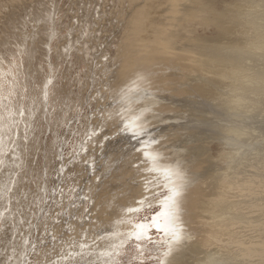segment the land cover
<instances>
[{"label": "bare ground", "instance_id": "1", "mask_svg": "<svg viewBox=\"0 0 264 264\" xmlns=\"http://www.w3.org/2000/svg\"><path fill=\"white\" fill-rule=\"evenodd\" d=\"M123 1L130 2L132 5L134 0ZM188 1L167 0L168 8H161V10L166 9L169 16L166 17L165 24L161 21L162 25L157 33L154 31L156 34L154 33L153 41L139 37L140 27L143 25L141 26L139 21L136 22L135 28L128 30L129 35L123 34L125 39L121 41V50L117 51L111 62L114 64V61H117L121 64L120 71L116 70L112 73L116 75L117 80L113 81V84L119 83L121 87L114 92L116 102L113 103L109 112L122 113L128 117L129 121H134L144 108H151L153 111H159V114L164 117H171L163 123L156 121L159 128L166 129L161 133L167 138L164 140L167 146L164 152L166 160L163 163L159 159L149 160L148 167L154 170L142 171L144 177L148 178L147 182L137 183L135 187L130 186L126 180L136 177L137 170L134 167L133 171L130 167L133 151L127 144L126 138L121 136V140L129 147L123 150L124 148L119 146L123 151L121 153L123 163L114 169L108 181L100 185L104 186L114 181L115 185L122 184V192L126 195L133 194L130 200L128 198L125 200L124 205H129L147 193V184L151 185L153 192L158 190V185L165 186L164 189H159L160 191H166L167 188L172 187L178 181L169 170L175 171L179 168L184 177V186L179 201L178 218L172 216L173 209L165 207L164 199L155 200L152 203L158 205V211L145 223L133 221L139 208L135 210L124 208L123 211L119 208L111 222L112 230L100 241L101 247L99 249L96 246L93 247L101 264L107 258L99 255L101 251L105 249L113 252L120 251L122 255V241L128 240L130 232L140 231L146 234L149 230L154 231L157 224L161 228L177 225L183 228L184 257L188 264H209L210 261L214 264H227L226 260H232L231 264H264V190L260 193L262 196L259 192H254L255 187L264 188V166L260 168L261 171H258V168L252 165L251 159L243 165L244 162L238 160L236 152L220 155L218 148L203 141L207 139L203 138L206 137L204 133L207 132L208 139L217 142L221 140L230 142L228 139L231 136L235 140L243 136L251 138L254 133L252 126L247 124L253 119L252 117L240 116L238 121V118H229L228 114L237 117L244 109L255 111L258 108V102L252 96L255 93L261 95L263 89L260 84H264V78L257 79L259 82L249 81L246 80L245 75L251 70L247 61L249 56L264 53V34L259 32V28H264V22L259 23L260 15L257 13H253L252 21L248 20L251 9L258 6L253 5V1L247 3L249 6L246 10L249 11L242 14L239 12L237 0L235 2L197 0L205 8L202 11L196 0H193L192 3L195 2L193 5L197 4L198 7L196 10L199 22L197 23L198 33H195L194 29L184 33L176 28L177 20H181L177 18V14L188 15L189 9L185 10L181 4H186ZM144 5L146 7H143L145 10L143 16H149L150 13L152 15L160 6L156 8L152 1ZM160 17L163 16L160 15ZM156 21L153 22L156 23ZM173 24L174 27H172ZM179 26L181 28L182 25ZM142 28L141 30H144V27ZM132 35L138 39L139 43L133 47L138 48V52L128 50L132 43L130 39L133 38ZM181 38L182 42H179ZM120 57H122L121 60H119ZM259 61H264V56L254 59L256 63ZM111 72L109 71V75ZM140 74L145 77L144 80L139 79ZM11 78L8 67L5 68L0 63V86L8 87L4 93L8 89L15 93ZM182 98L189 99L190 103L186 104L189 107L182 108ZM7 101L5 99L2 102L7 104ZM198 103L206 105L208 111L209 108L212 109L215 116H211V110L205 112L197 109ZM198 116H201L199 120L204 116L206 122H197ZM187 121L200 123V130L191 128L195 123L190 126L184 124ZM230 123L233 125L238 123L240 126L230 127ZM181 131H188V134L183 136ZM172 132H174L173 135H171ZM5 145L4 142L0 147ZM106 146L110 147L111 144ZM99 151L102 149L99 148ZM259 151H264V147L259 148ZM141 167L143 168V164ZM109 168L110 166L107 165L104 171ZM149 199L154 198L149 197ZM109 203L117 204L114 201H106L104 217L110 206ZM149 205L151 204L145 202L142 209ZM5 209L9 213H4V216L11 215L15 204L8 203L6 198V206L1 205L0 211ZM1 222L0 226L4 224ZM144 242H147L146 237ZM130 243L135 245L136 242L133 240ZM132 249L135 250V247ZM118 259L120 257L113 256L109 259V264H116ZM6 260L7 258L4 261Z\"/></svg>", "mask_w": 264, "mask_h": 264}, {"label": "snow or ice", "instance_id": "2", "mask_svg": "<svg viewBox=\"0 0 264 264\" xmlns=\"http://www.w3.org/2000/svg\"><path fill=\"white\" fill-rule=\"evenodd\" d=\"M52 26L46 29V39L39 40L41 28L35 27L33 33L26 35L22 44H17V52L0 53V63L7 65L9 73L12 77V83L15 87H22L23 92H8L7 96L0 95V108H3L9 118L18 117L14 121L16 127L23 124V136L18 132H13L11 123H0V146L4 144V136H8V144L11 145L10 151L7 148L0 147V157L7 158L10 163L6 164L5 159H0V198L7 197L8 203L15 201L19 206L20 214L27 211L25 203L31 195L33 202L38 206L40 204L49 205L50 210L43 213L45 216L52 217L53 224L61 223V217L72 213L65 208L64 201L66 199V187L69 197L72 200L70 207H77L76 201H90L92 207L100 199V185L104 182L105 174L102 171L95 154L97 146L101 149L105 147L110 139L125 137L127 144L131 146L133 151L132 165L137 172L153 171L148 167V161H156L157 159L163 163L166 160L164 152L166 145L163 133L166 129L159 128L156 121L163 123L170 120L171 117H164L159 111H153L151 108H144L134 121H129L128 117L119 112H108L105 108L97 107L103 103L107 97L104 95L108 91V87L101 83L100 88L96 87V81H92L88 95L82 99L74 101L75 112L73 114V103L64 97L58 96L55 91L56 80L59 79V71L53 63V42L58 39L55 29V17L48 18ZM38 25H45L46 21L40 19L36 22ZM66 42L63 44L64 57L62 59H72V53L76 50L77 45H82L81 40H73L72 30L69 29L65 35ZM29 41L33 44L29 47ZM37 43L42 44L46 48V54L40 62V72L44 73L41 80L39 74L34 71V64L39 54L36 47ZM17 56L19 59H17ZM107 59V57H105ZM90 58V63H91ZM97 68L100 65L97 63ZM264 70V69H262ZM96 79H103L99 73H96ZM140 80L145 77L140 74ZM5 91L4 86H0V94ZM92 92L96 94L93 96ZM7 99L8 103L2 101ZM12 105L14 107H9ZM4 117H0V122ZM109 121H111V134L109 133ZM75 126V127H73ZM81 127L84 131L81 132ZM254 135L259 136L262 144H264V109L261 110L258 118L253 117ZM39 133V135H37ZM43 138L50 139V146L41 148L39 141ZM43 152L45 163L43 164V175L37 171L40 153ZM35 153V155H33ZM143 158V159H142ZM58 162V163H57ZM143 164V168L141 165ZM79 165L88 175L87 192L80 187L79 180L76 179L78 173L70 171ZM172 175L177 178V183L172 187L164 189V185H158V190L153 192L151 185L147 184L148 191L140 198L136 199L133 204L121 205L120 210L124 208L142 210L145 202L150 204L155 200L164 199L165 207L173 209L171 213L174 218H178L179 201L183 194L184 177L182 171L177 168L175 171L169 170ZM147 182L148 178L144 177ZM93 180L96 181L93 184ZM50 181L51 186L50 185ZM35 185L33 190L30 185ZM95 190V195H92ZM57 196L60 199H57ZM153 197L154 199H149ZM106 201H101V209L105 207ZM59 209V211H57ZM7 210V209H6ZM112 210L115 212V204H112ZM43 211V210H41ZM158 209H153V216ZM85 218L89 221V227L83 228L85 236L76 239L71 234H57L55 230L50 233L48 226L45 225V235H51L52 246L44 251V255L49 259L43 262L37 260L35 264H58L51 259V253L56 252V244H67L70 251L68 255L72 257V264H98V260L93 257V246L88 244L87 233L91 232V239L96 248L101 247L99 241L104 239L99 232L92 231L95 228L96 220L93 219L92 209H85ZM5 219L4 212H0V221ZM2 230V229H0ZM67 235V239L65 236ZM146 237V243L144 242ZM155 237V238H154ZM135 241L137 258L140 264H188L184 257V240L185 233L182 227L174 226L171 228H161L156 225L155 230H149L146 234L140 231L130 232L128 240L122 241V250L113 252L105 249L99 255L107 257L103 264H109V259L113 256L120 257L116 264H129L131 257L127 254L133 247L130 243ZM27 244L28 241L26 240ZM41 244L45 240L41 239ZM77 246L80 251L76 252ZM35 251L36 245H32ZM159 255H154V252ZM75 253V256H73ZM36 255H39L37 252ZM76 257H79L78 259ZM29 264H32L30 261ZM214 264V262H209Z\"/></svg>", "mask_w": 264, "mask_h": 264}, {"label": "rangeland", "instance_id": "3", "mask_svg": "<svg viewBox=\"0 0 264 264\" xmlns=\"http://www.w3.org/2000/svg\"><path fill=\"white\" fill-rule=\"evenodd\" d=\"M122 1L123 0H0V53L10 54L12 52H17L18 49L16 45L22 44L25 36L32 34L35 27L41 28V34L39 40L40 41L45 40L46 29L47 27L52 26L51 21L48 18L50 16H54L55 29L58 34V39L53 42L52 56H53V63L55 64L56 68L59 71V79L56 80L55 82L56 93L60 97L67 98L69 100V103H73L74 101L82 99L83 97H86L88 95V91L89 88H91L92 86L93 80L96 81L97 88H100L101 83H103L105 86H110V87H108V91L104 93L107 99L103 103L98 104L97 107L105 108L107 114L113 107V103L116 102L114 101L115 100L114 92H116V90H118L121 87L119 83H116V85L113 84V81L116 82L117 80H116V75L112 74L116 70L120 71L121 64L117 61H114V64H112L111 62L115 58V54H117V51L120 52L121 41L125 39L124 36L125 35L127 36V34L129 35L128 30H132L133 28H135V23L139 21L141 26L143 25L142 27H144V30H141L143 28L140 27L139 37L144 40L145 38L146 39L148 38L149 41H153L154 40L153 38L155 36L154 33L155 32L157 33V30L159 29L160 25H162V22L164 23L167 19L166 17L169 16L167 14L168 11L166 10L168 8L167 0L165 1L158 0V3L157 0L154 1L134 0L132 2V5L130 2H126V1L122 2ZM149 1L154 2L156 8L158 5L160 6H158L156 12L153 13L154 15L153 14L151 15L150 13L148 14L149 16L147 15L143 16L142 14H144L145 11L143 7H146V5L144 4L146 3L148 4ZM192 1L193 0H189L186 4L181 3L182 7L185 8V10L189 9L187 10L188 15H185L184 13L177 14V18H180L181 20H177L178 23L176 28L178 30L181 29L182 31H184V33L191 31V29H194L195 33H198L197 23L199 22L196 13V10H198L197 4L201 7V11L205 9L203 6H201L198 3L197 0H196L197 2L196 5H193L195 2L192 3ZM235 1L236 0H228V2H235ZM251 1L254 2L253 5L256 4L258 6L254 9H251V15L247 17L248 20L252 21L251 19L253 13H257L260 15L259 23L264 22V0H237V3L240 8L239 12L242 14L243 13L246 14L249 11L246 10V8L249 6L247 3ZM161 8H166V9L161 10ZM158 14H160L163 17H160V15ZM153 16L154 19H152ZM40 19H44L46 21V24L38 25L36 22ZM154 20L155 21L157 20L156 23L153 22ZM132 21H134V23ZM143 21H145L144 24ZM125 22L126 23L132 22V23L131 24L128 23L129 24L128 25ZM172 23L175 22L172 21ZM180 24L182 25L181 28L179 26ZM127 25L129 26L128 28ZM174 26L175 25L173 24L172 27ZM147 28H149L151 32ZM152 28H156V29H152ZM69 29L72 30L74 41L75 40L82 41V45H77L76 50L73 51V53L71 54L72 55L71 60L62 59L64 57L63 44L66 42L65 35ZM259 29H260L259 32L264 34V28L262 29L259 28ZM132 36L133 38L132 37L130 38L132 43L130 44L128 50L133 52H138L139 51L138 48H133L136 44L139 43L138 39L135 38L134 35ZM178 41L182 42V38L179 39ZM28 43H29V47H31L33 44L32 41H29ZM36 47L39 50V54L37 55L33 70L39 74V78L42 80L44 77V73L40 72V62L41 60H43V57L46 54L47 50L40 43H37ZM125 53H127V51ZM261 56H264V53L261 55L249 56V59L247 61H249L248 63L251 66V70L246 73L245 75V77H247L246 80L258 81L257 79L264 78V70H262L264 69V61H259L258 63L254 62V59L256 57H261ZM105 57H107V59H105ZM90 58L92 61L91 63H90ZM17 59H19L18 56ZM121 59L122 57L119 58V60ZM97 63L100 65L99 68H97L96 66ZM3 66L7 68V65L3 64ZM109 71H112L110 75H109ZM227 71H232V69H227ZM96 73H99L103 79H96ZM240 79L242 78L240 77ZM260 85L263 89L261 95H257L255 93L254 96H252L258 102L257 105L258 108L255 111H248L247 109H244L242 113L239 114L237 117L232 114H228L229 118L231 119L238 118V121L240 120V116L249 117V118L250 117L258 118L261 110L264 109V84L261 83ZM4 87L5 89L8 88L5 85ZM13 89L15 90V93H13L11 90L8 89V91H6L5 93L3 92L2 95L7 96L8 92H12L13 95H15L16 92H23L22 87L14 86ZM95 94H96L95 92H92L93 96ZM182 102H183L182 105L183 109L189 107V105H186L190 103L189 99L182 98ZM196 108L202 109L205 112H209L211 110V116L212 117L215 116L213 110L210 108L209 111L206 110V105H203L202 103H198L196 105ZM14 110L15 109L13 107V111ZM193 110L195 111V108H193ZM0 112L2 113L1 117H4V120L0 123L3 124L11 123L13 132H18L20 136H23V127H24L23 124L21 123L17 128L14 123V121L19 118L18 117L9 118L3 108H0ZM73 114L74 115L76 114L74 103H73ZM200 117L201 116L197 117L198 118L197 122H206V118L204 116H202V119L199 120ZM215 119L217 118L215 117ZM189 121L185 122L184 124L190 126L195 123V121L194 123H191ZM196 124L197 123L192 125L191 128L192 129L195 128L198 131L201 128L200 127L201 124L200 123H198L197 125ZM247 124H250L251 127L253 124V119L248 121ZM109 125H110L109 133L111 134V122H109ZM236 126H240V124L237 123L233 125L232 123H230V127H236ZM80 131L83 132L84 128L81 127ZM181 132H182L181 135L183 136L188 134V131H181ZM173 134L174 132H172L171 135ZM204 134L206 137L203 138L204 139L207 138V139L203 141L208 142V144L211 145L212 147L218 148L220 151L219 152L220 155H226L227 153L236 152L238 155V160L244 162L243 165L246 163L248 159H251L252 165L254 166V168L256 169L258 168V171H261L260 168L264 166L263 164L264 151H259V148L264 147V144H262L259 136L254 135V133L252 134L251 138H248V136H243L239 140H235L231 136V138L228 139L230 140V142L227 141L224 142L222 140L220 142H217L212 139H208V134H209L208 132ZM37 135H39V133H37ZM4 142L6 143L4 148H7L10 151L11 145L8 144V136L6 135L4 136ZM50 143H51L50 139L47 138H43L39 141V145L41 146V148H43L46 145L50 146ZM110 144H111L110 147L106 146ZM184 144L187 143L184 142ZM106 145L102 149V151L99 152L98 150L100 147L97 146L98 149L96 148L95 151L97 159L101 164L102 171L104 173H107L105 174L104 182L108 181L110 179L109 176L112 174L114 169H117L119 165L123 163V159L121 156V153L123 151L121 150L120 147H123L124 148V149L122 148L123 150L129 148L128 145L124 144V142L121 140L120 137H118L117 139H110ZM33 155H35V153H33ZM220 155L218 156V158L220 157ZM5 162L6 164L10 163V161L7 158H5ZM44 163L45 161L43 158V152H41L37 167V171H39L41 175H43ZM107 165L110 166V168L107 171H104V168ZM130 167L134 171L135 169L134 166L130 165ZM220 168L224 169L225 167H220ZM70 171L78 173L76 179L79 180L80 187H82L84 191L87 192L86 181L88 180L89 177L83 171V168L77 165L75 169H72ZM143 174H144L143 172L140 173L137 172L136 175L137 178L133 176L134 178L128 179L126 181L127 183L130 184V186H134V187L137 183L144 184L145 179ZM141 175L142 177H138ZM255 180L257 181V179ZM92 182L93 184L96 183L95 180H93ZM51 183L52 182L50 181L49 187L51 186ZM30 187L33 190H35L34 184L30 185ZM122 188H123L122 184L115 185V181L114 183L108 182L104 186H100V192L102 194L104 193V195H101L100 199L96 202L95 207H92L90 201L80 202L79 200L76 201L77 207H70L72 200L69 197H71L74 194H69L67 192V187H66V199L64 201V206L72 213V216H69L66 212L65 215L60 218L62 222L56 224H53V219H52L55 213H52L51 216H45L43 214L49 212L50 206L44 204H40L38 206L36 203L33 202V197L31 195L29 196L28 201L24 202L25 207H27L28 210L24 211L22 215L20 214L19 206L16 205L15 201H13L12 203L15 204V209L12 211V214L8 215L9 217L5 215V219L2 222L0 221L1 223H4L2 226H0L1 227L0 229H2L0 230L1 233L0 257L2 258V259L0 258V264L3 263L29 264L30 261L32 262V264H35L37 260L43 262L44 260L49 259V257H46L44 255V251L51 248L52 240H51V235H45V225L48 226V231L50 233L54 229L57 234L60 233L71 234L76 239H81L82 237L85 236V232L82 230L81 225H83L84 229H87L89 227V221L85 218L86 208L92 209L93 219L96 220L95 228L92 231L99 232L101 230H105L101 232L102 236L106 235L107 233H110V231L112 230L111 222L115 217V213L118 212V209L120 208L122 203L124 205L126 203L125 200H127V198L128 200H130V198L133 195L132 193L126 195V193L122 192ZM263 190L264 188L262 189L260 187L254 188V192L256 193L259 192V195L261 196L262 194L260 193H262ZM92 195H95V190H93ZM6 198L7 197L0 198V208L1 205L3 207L6 206ZM57 199L59 200L60 197L57 196ZM108 200L111 202L114 201L117 204L115 205V212H113L112 204L109 203L110 206L106 210L107 213L106 216L104 217L103 213L105 209L104 208L101 209V206L99 205L101 201H108ZM154 208L158 209L159 207L157 204H151L149 206H145V208L142 210L138 209V213L136 217L133 219V221L136 223L147 222L153 216ZM57 211H59V209H57ZM0 212H4L6 214L9 213L8 210L6 209L4 211L1 210ZM87 235H88L87 243L92 244V246L95 247L96 245L93 244V241L91 239V232L87 233ZM41 239L45 240L44 244L40 243ZM65 239H67V235L65 236ZM26 240L28 241L27 244L25 243ZM33 244L36 245L35 251L33 250L32 247ZM132 248H134V244ZM69 251L70 249L68 248L67 244L57 243L56 252L51 253L50 258L56 260L58 264H72V257L68 255ZM79 251L80 249L77 246L76 252ZM37 252L39 253V255H36ZM153 254L159 255V252L157 251L154 252ZM9 255L11 257H8ZM96 255L97 253L95 254V252L93 251V257L98 260V264H101L100 259L96 257ZM123 255L124 253H122V256ZM127 255L131 257L129 264H140V261L137 258L136 248L135 250L134 249L130 250ZM73 256H75V253H73ZM6 258L7 260L4 261ZM76 258L78 259L79 257ZM232 262H233L232 260L225 261V263L227 264H231ZM152 264H155V262L153 261Z\"/></svg>", "mask_w": 264, "mask_h": 264}]
</instances>
